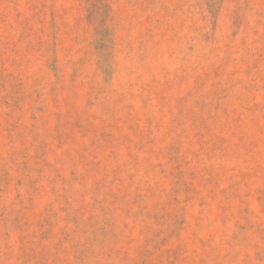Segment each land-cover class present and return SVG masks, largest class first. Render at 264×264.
<instances>
[{"label": "rangeland", "instance_id": "rangeland-1", "mask_svg": "<svg viewBox=\"0 0 264 264\" xmlns=\"http://www.w3.org/2000/svg\"><path fill=\"white\" fill-rule=\"evenodd\" d=\"M0 264H264V0H0Z\"/></svg>", "mask_w": 264, "mask_h": 264}]
</instances>
